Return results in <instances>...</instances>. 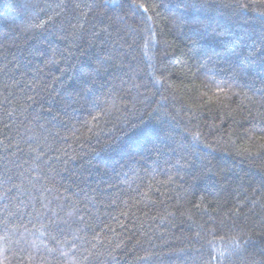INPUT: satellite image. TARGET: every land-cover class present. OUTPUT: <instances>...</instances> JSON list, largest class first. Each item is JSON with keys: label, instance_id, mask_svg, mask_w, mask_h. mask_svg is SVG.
Wrapping results in <instances>:
<instances>
[{"label": "trees", "instance_id": "16d2710c", "mask_svg": "<svg viewBox=\"0 0 264 264\" xmlns=\"http://www.w3.org/2000/svg\"><path fill=\"white\" fill-rule=\"evenodd\" d=\"M193 2L0 0V264H264V3Z\"/></svg>", "mask_w": 264, "mask_h": 264}, {"label": "snow or ice", "instance_id": "6c2138e0", "mask_svg": "<svg viewBox=\"0 0 264 264\" xmlns=\"http://www.w3.org/2000/svg\"><path fill=\"white\" fill-rule=\"evenodd\" d=\"M260 3H264V0H259ZM250 5H241V7H248ZM139 8H141L145 13L148 11V7L141 4L138 5ZM190 7L193 9L192 18L190 20V24L192 26L193 31H200L201 29L208 30L210 28L209 25H206L204 23V19L197 15L196 10L198 8V0H194L193 3H191Z\"/></svg>", "mask_w": 264, "mask_h": 264}]
</instances>
